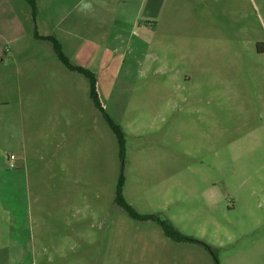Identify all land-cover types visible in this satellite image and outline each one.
Segmentation results:
<instances>
[{
	"label": "rangeland",
	"instance_id": "obj_1",
	"mask_svg": "<svg viewBox=\"0 0 264 264\" xmlns=\"http://www.w3.org/2000/svg\"><path fill=\"white\" fill-rule=\"evenodd\" d=\"M123 41L88 67L122 158L83 76L2 56L0 264H264V0H169L152 38ZM121 175L131 207L217 260L131 219Z\"/></svg>",
	"mask_w": 264,
	"mask_h": 264
},
{
	"label": "crops",
	"instance_id": "obj_2",
	"mask_svg": "<svg viewBox=\"0 0 264 264\" xmlns=\"http://www.w3.org/2000/svg\"><path fill=\"white\" fill-rule=\"evenodd\" d=\"M35 3L37 14L33 20L26 0H0V63L2 56L8 54L11 58L21 54L29 58L27 61L42 63L43 60L32 55L43 51L50 59H57L49 43L45 49L35 44L30 47L31 41L32 45L33 41L42 42L35 40L36 32L42 37H54L71 63L89 70L90 58L99 44L104 56L116 52L123 40L152 38L169 7V0H35ZM114 58L107 59V63L115 64ZM12 179L4 181L7 189L12 188ZM29 255L27 249L25 258L15 256L14 261L33 263L34 252L28 261Z\"/></svg>",
	"mask_w": 264,
	"mask_h": 264
},
{
	"label": "trees",
	"instance_id": "obj_3",
	"mask_svg": "<svg viewBox=\"0 0 264 264\" xmlns=\"http://www.w3.org/2000/svg\"><path fill=\"white\" fill-rule=\"evenodd\" d=\"M26 2L30 6L31 10V17L34 20L37 14V7L35 0H26ZM34 38L37 41H42V42H47L52 46V49L59 60V62L70 72L77 73L81 76H83L89 84V98L94 104L95 108L101 113L102 118L104 121L107 123L108 127L110 128L112 134L115 137L118 150H119V155L122 158L124 155V144H125V138H124V133L119 125L114 123L104 112V109L101 105L100 97H99V92L97 88V78L96 74L84 69L78 65H75L71 63L66 56L63 53V49L61 44L54 38V37H42L39 36L36 32H34ZM261 44H258L257 51L259 54H264V47L260 48ZM123 184H124V178L121 175L119 177L117 187H116V193H115V204L122 209L131 219L136 220V221H152L157 223L164 236L171 241L181 243V242H187V243H193V244H198L202 247H204L206 250H208L216 259L215 251L205 244L204 242L197 241L193 238H189L187 236H184L182 233L179 232L169 221L167 220H161L158 216L156 215H142L139 214L133 207H131L123 197Z\"/></svg>",
	"mask_w": 264,
	"mask_h": 264
},
{
	"label": "built area",
	"instance_id": "obj_4",
	"mask_svg": "<svg viewBox=\"0 0 264 264\" xmlns=\"http://www.w3.org/2000/svg\"><path fill=\"white\" fill-rule=\"evenodd\" d=\"M13 157H11V159H12Z\"/></svg>",
	"mask_w": 264,
	"mask_h": 264
}]
</instances>
